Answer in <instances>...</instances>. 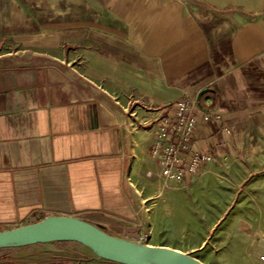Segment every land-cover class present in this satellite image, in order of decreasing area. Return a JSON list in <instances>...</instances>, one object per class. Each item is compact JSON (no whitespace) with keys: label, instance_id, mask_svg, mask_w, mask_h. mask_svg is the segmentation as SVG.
I'll return each instance as SVG.
<instances>
[{"label":"crops","instance_id":"obj_1","mask_svg":"<svg viewBox=\"0 0 264 264\" xmlns=\"http://www.w3.org/2000/svg\"><path fill=\"white\" fill-rule=\"evenodd\" d=\"M35 7L19 36L24 51L0 54V231L65 216L180 251L160 243L173 196L133 186L144 172L159 175L157 122L184 96L196 101L192 151L208 164L264 163V0ZM0 264L118 263L53 240L0 248Z\"/></svg>","mask_w":264,"mask_h":264},{"label":"rangeland","instance_id":"obj_2","mask_svg":"<svg viewBox=\"0 0 264 264\" xmlns=\"http://www.w3.org/2000/svg\"><path fill=\"white\" fill-rule=\"evenodd\" d=\"M37 2L0 0V54L24 51L19 36L24 19L39 13L31 8ZM208 163L185 184L165 185L159 175L144 172L141 184L132 185L137 194L173 196L160 243L181 252L200 247L190 255L202 264H264V163Z\"/></svg>","mask_w":264,"mask_h":264},{"label":"water","instance_id":"obj_3","mask_svg":"<svg viewBox=\"0 0 264 264\" xmlns=\"http://www.w3.org/2000/svg\"><path fill=\"white\" fill-rule=\"evenodd\" d=\"M53 240L79 243L98 256L118 264H151L154 259L202 264L188 253L120 240L82 220L65 216H47L36 222L0 231V248Z\"/></svg>","mask_w":264,"mask_h":264},{"label":"built area","instance_id":"obj_4","mask_svg":"<svg viewBox=\"0 0 264 264\" xmlns=\"http://www.w3.org/2000/svg\"><path fill=\"white\" fill-rule=\"evenodd\" d=\"M195 99L184 96L175 103L171 120L157 122L158 133L151 146L150 156L159 168V176L166 181H180L186 174H195L209 160V155L192 151L196 138L197 119ZM204 116L203 119H207ZM134 242L147 245V236L139 234Z\"/></svg>","mask_w":264,"mask_h":264},{"label":"bare ground","instance_id":"obj_5","mask_svg":"<svg viewBox=\"0 0 264 264\" xmlns=\"http://www.w3.org/2000/svg\"><path fill=\"white\" fill-rule=\"evenodd\" d=\"M151 264H183L177 261L165 260V259H154Z\"/></svg>","mask_w":264,"mask_h":264},{"label":"trees","instance_id":"obj_6","mask_svg":"<svg viewBox=\"0 0 264 264\" xmlns=\"http://www.w3.org/2000/svg\"><path fill=\"white\" fill-rule=\"evenodd\" d=\"M43 219V218H42ZM41 220V219H40Z\"/></svg>","mask_w":264,"mask_h":264}]
</instances>
